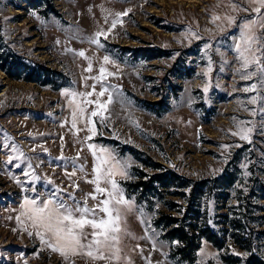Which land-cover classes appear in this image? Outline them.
<instances>
[{
    "label": "rangeland",
    "instance_id": "rangeland-1",
    "mask_svg": "<svg viewBox=\"0 0 264 264\" xmlns=\"http://www.w3.org/2000/svg\"><path fill=\"white\" fill-rule=\"evenodd\" d=\"M252 7L248 0H0V52L48 69L29 81L0 66V264H106L53 251L22 214L25 197L39 202L56 190L69 205L74 196L96 207L106 198L92 183L97 167L99 186L111 191L107 180H115L132 204L121 222L119 264H188L176 254L179 241L165 237L169 227L156 223L182 216L186 200L176 190L194 201L196 235L211 226L222 242L199 235L195 264H241L252 254L264 261V121L252 115L264 101L249 103L255 93L244 88L258 81L241 78L235 51ZM97 32L106 36L99 45L90 42ZM161 169L205 187L135 189L143 173Z\"/></svg>",
    "mask_w": 264,
    "mask_h": 264
},
{
    "label": "snow or ice",
    "instance_id": "snow-or-ice-1",
    "mask_svg": "<svg viewBox=\"0 0 264 264\" xmlns=\"http://www.w3.org/2000/svg\"><path fill=\"white\" fill-rule=\"evenodd\" d=\"M249 4L253 5L252 12L255 13V18L250 19L243 25L240 42L235 46V51L238 53V59L241 67L237 72L244 80L251 81L253 77L257 78L258 82H253L250 87H245L244 91L255 93L249 100V103L256 105L258 101H264V95L260 94L259 90H264V34H257V29H264V0H248ZM124 13L123 15H126ZM220 17L214 16L213 22L219 20ZM229 23L233 22L231 17H225ZM116 26V21L112 27ZM105 36L103 32H97L90 42L99 45L100 37ZM106 38V36H105ZM207 47V46H206ZM80 56H85L81 51ZM108 57H104L105 62ZM88 71H91V64ZM105 69L102 67L100 77H96L97 82L103 79ZM112 75V73H108ZM95 85H93V91ZM207 91V89H205ZM67 94V93H66ZM92 92L87 93H71V95L91 96ZM98 96H104V90L98 93ZM112 102V96H108L107 103ZM85 103H93V101H85ZM99 108H105L104 103L96 102ZM71 104V101H70ZM81 115L84 113V108L79 107ZM262 116L264 121V103H261L259 109L252 110V115L257 113ZM98 111H92L91 116H98ZM77 120V110L73 109L72 123L75 127ZM264 127V123L261 124ZM251 131V129H248ZM93 131V129H90ZM237 133H233L236 135ZM240 138L247 140L248 136L244 134V129L241 128L239 133ZM91 147V146H90ZM227 147V146H225ZM13 151L16 149L13 147ZM22 155V154H21ZM62 159V157H61ZM11 162V158L10 161ZM98 173L96 180L92 183L96 184L95 191L97 193L106 194L96 207L89 208L85 203L76 201L74 196H70L73 204L69 205L66 201L59 199L60 190H56L49 195L47 200L37 201L36 199H28L25 197V208L23 215L31 222L32 226L37 229L35 235L40 237L41 242L50 247L53 251L59 252L62 256L67 257L69 254H86L93 260H103L106 264H119L123 259L121 249L119 247L120 235L123 231L121 222L124 212L132 207L130 201L123 198L122 190L119 189L117 182L108 179L107 182L111 185V191L99 186L101 179L99 167L94 169ZM120 175H126L125 171H120ZM112 175V170H108V177ZM32 179H38L34 174ZM17 183H20L17 181ZM119 197V198H117ZM89 198L95 199L94 195L89 194ZM90 229L91 231H87ZM29 236L33 233L29 232ZM47 237V239H45ZM239 255V253H235ZM129 264L131 262L129 261Z\"/></svg>",
    "mask_w": 264,
    "mask_h": 264
},
{
    "label": "trees",
    "instance_id": "trees-1",
    "mask_svg": "<svg viewBox=\"0 0 264 264\" xmlns=\"http://www.w3.org/2000/svg\"><path fill=\"white\" fill-rule=\"evenodd\" d=\"M0 66L9 75L15 78H19V74L25 72L26 78L29 81H38V77L41 75L42 70L48 71L47 68H43L40 64L33 62L28 58H16L14 54H11V51L0 52ZM11 70L17 74L10 72ZM34 73H36L37 76H34ZM140 177V180L136 182V184H134V187L136 190H140L141 192H159L160 190L164 191V189L167 188H184L187 191L189 189H192V192L195 189L201 191L203 187H205V184H195L196 187L193 188L191 184H187V179L178 176L172 171H165L164 169L158 170L153 174L143 173ZM176 179H180L183 182H181L180 184H168V181H175ZM231 183L232 181L229 180L228 183L220 185L230 187L233 185ZM176 193L184 196L186 200V204H180V209L177 210V212H180L182 216L166 214L160 217L156 223H162L164 226L169 227L168 231L165 233L166 238L176 239L179 241L180 246L176 250V254L179 257V260L187 262L188 264H195V251L198 249L197 237L199 235L204 236L205 239L213 243V245H215L216 247H221L222 242L211 226H208L205 231H200L199 234L196 235V226L195 224H193V220L197 217L194 216L193 213H198V210L195 208L194 201L190 198V193L186 191L176 190ZM172 204L173 207L177 206L176 203ZM230 225L237 235L242 233V228L240 229L236 225V219L231 220ZM241 264H264V261L260 260L259 257H257L255 254H252Z\"/></svg>",
    "mask_w": 264,
    "mask_h": 264
}]
</instances>
